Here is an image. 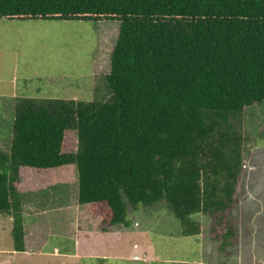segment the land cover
Wrapping results in <instances>:
<instances>
[{"label":"trees","instance_id":"obj_1","mask_svg":"<svg viewBox=\"0 0 264 264\" xmlns=\"http://www.w3.org/2000/svg\"><path fill=\"white\" fill-rule=\"evenodd\" d=\"M1 20L120 25L111 103L16 104L0 149V215L14 217L15 251H26L22 168L69 166L85 231L133 227L132 212L166 204L184 237L202 234L195 217L206 214L221 251L238 244L245 138L234 117L264 102V0H0Z\"/></svg>","mask_w":264,"mask_h":264},{"label":"rangeland","instance_id":"obj_2","mask_svg":"<svg viewBox=\"0 0 264 264\" xmlns=\"http://www.w3.org/2000/svg\"><path fill=\"white\" fill-rule=\"evenodd\" d=\"M119 32L120 25L113 23L1 20L0 149L11 146L16 104L23 99L111 103L105 76ZM234 118L245 149L240 203L233 211L240 240L228 252L221 251L223 240L215 238L220 228L212 232L217 219L196 216L202 234L184 237L166 204L132 212L133 227L111 228L109 233L79 231L72 225L73 215H78L73 208L79 207L76 168H22L17 188L25 196V227L29 237L35 229L37 240L29 243L28 253H8L14 217L0 215L1 264H264V102ZM66 147L76 149L75 132L67 137ZM47 186L52 187L37 191Z\"/></svg>","mask_w":264,"mask_h":264},{"label":"crops","instance_id":"obj_3","mask_svg":"<svg viewBox=\"0 0 264 264\" xmlns=\"http://www.w3.org/2000/svg\"><path fill=\"white\" fill-rule=\"evenodd\" d=\"M24 214H27V212L25 211V208H24ZM46 213V211H43V212H39V213H35V214H38V215H41V214H45ZM29 215V214H28ZM79 215H77V216H74L73 215V220H74V222L72 223V225L73 226H76L78 229H79V231H85V230H83L82 229V227H81V224H83V222L84 221H82V219L79 217ZM25 232H26V236H25V246H26V251H28V250H31V249H28V246H29V243L30 242H35L36 243V240H37V237L36 236H34L36 233H35V229H33L32 230V233L33 234H31V237H29V228H26L25 227ZM35 233V234H34ZM86 233H88V234H91V232H88V231H86ZM105 233H109V231H107V232H105ZM34 238H35V240H34ZM31 239V240H30ZM13 249V250H12ZM11 250H9V252L8 253H12V255L13 256H18V254H22V253H28V252H19V253H16L17 251H14V249H15V246H14V242H13V248H12ZM4 260H5V258H3ZM0 264H1V262H0Z\"/></svg>","mask_w":264,"mask_h":264},{"label":"clouds","instance_id":"obj_4","mask_svg":"<svg viewBox=\"0 0 264 264\" xmlns=\"http://www.w3.org/2000/svg\"><path fill=\"white\" fill-rule=\"evenodd\" d=\"M137 257V256H136ZM138 260V258H136Z\"/></svg>","mask_w":264,"mask_h":264}]
</instances>
